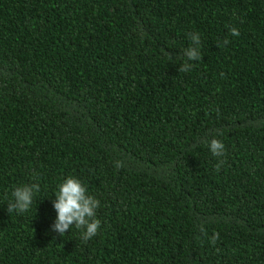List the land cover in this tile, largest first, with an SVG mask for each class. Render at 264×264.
<instances>
[{
    "label": "trees",
    "instance_id": "1",
    "mask_svg": "<svg viewBox=\"0 0 264 264\" xmlns=\"http://www.w3.org/2000/svg\"><path fill=\"white\" fill-rule=\"evenodd\" d=\"M68 176L87 241L51 230ZM0 264H264V0H0Z\"/></svg>",
    "mask_w": 264,
    "mask_h": 264
},
{
    "label": "clouds",
    "instance_id": "2",
    "mask_svg": "<svg viewBox=\"0 0 264 264\" xmlns=\"http://www.w3.org/2000/svg\"><path fill=\"white\" fill-rule=\"evenodd\" d=\"M230 32L233 36H239V31L236 28H231ZM189 38L193 46L185 49L184 56L187 59L179 68L180 72L191 70L192 65L188 61H199L202 59L199 50L201 39L199 33H190ZM224 43L227 44L229 41L225 40ZM209 148L212 155L217 158L225 155V146L217 139H212L209 142ZM224 162L218 161L214 165L215 169L219 171ZM115 167L119 169L123 167V164L117 161ZM57 187L58 191L55 193V199L52 201L56 218L51 226V230L63 237L66 232L75 227L81 231V238L83 240H90L97 234L101 226L100 220L96 218V210L100 205L99 200L89 195L84 184L73 176L65 178ZM39 191L40 186L37 183L16 187L12 192L13 200L7 204L8 213L13 211L18 213L28 211L32 205L34 193Z\"/></svg>",
    "mask_w": 264,
    "mask_h": 264
}]
</instances>
